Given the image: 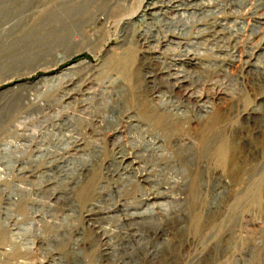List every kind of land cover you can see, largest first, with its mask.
I'll return each instance as SVG.
<instances>
[{"label":"rangeland","instance_id":"1","mask_svg":"<svg viewBox=\"0 0 264 264\" xmlns=\"http://www.w3.org/2000/svg\"><path fill=\"white\" fill-rule=\"evenodd\" d=\"M149 1L0 0V105L17 93L32 90L39 96L28 109L11 114L3 126L4 116L0 118V264H42L52 260L53 249L55 262L64 256L71 264L79 233L83 264L129 261L134 256L126 245L131 231L116 229L127 216L110 213L116 201L140 211L153 205L162 219L144 224L148 248L132 264H264V74L252 68L256 61L264 68V0H206L208 13L197 16L188 29L182 22L170 29L163 18L155 24L157 36L144 41L141 33L152 21L135 17L144 14ZM158 1L174 18L167 9L172 0ZM210 30L216 31L215 37L207 38ZM188 45L208 65L191 70L199 78L193 89L213 98L207 113L172 89L170 78L162 73L186 54ZM69 67L78 78L93 70L97 92L127 90L112 98L114 110L104 105L103 100H110L107 96L92 101L97 116L107 120L102 126L104 152L88 178L65 183L58 193L62 197L52 199L44 174L59 136L51 125L56 114L53 107L41 112L34 105L49 101L55 109L61 106L60 94L70 77L64 71ZM150 73L157 74L156 85L166 91L160 96ZM38 80L42 86L37 89ZM224 90L228 96L219 100ZM18 117H28L29 122L10 131ZM132 117L146 129L135 136V144L129 137ZM42 119L45 125H40ZM30 126L36 139L19 149L24 155L15 157L19 163L9 169L2 157L4 142ZM89 127L79 123L74 135L79 130L81 139L89 138ZM115 133H122L128 151L138 156L151 177L148 182L120 174L123 167L114 163L119 148ZM153 136L163 140L164 148L144 151ZM181 139L197 142L196 159L179 144ZM42 140L44 155L39 158L37 145ZM73 150L74 145L60 156ZM21 161H27L23 170ZM225 180L230 186L223 189ZM158 181L170 191L160 189ZM14 187L21 195L8 219V195ZM116 187L123 189L112 198ZM65 190L72 193L65 195ZM171 196L178 198L167 201V213L159 211V203ZM95 203L101 205L99 212L109 213L105 238L84 219ZM47 210L53 212L52 220L42 219ZM164 237L166 244L152 258L149 251ZM109 244L116 251L113 257Z\"/></svg>","mask_w":264,"mask_h":264},{"label":"bare ground","instance_id":"2","mask_svg":"<svg viewBox=\"0 0 264 264\" xmlns=\"http://www.w3.org/2000/svg\"><path fill=\"white\" fill-rule=\"evenodd\" d=\"M206 0H172L168 1L170 5L167 6V9L173 13L175 16L171 18L168 16V12H164V7L161 6V2L158 0H152L145 4V10L143 15H137L136 20H142L149 18L152 21V24L143 29L141 33V38L144 41H147L149 38L153 39L157 36L158 31H155V24L158 25V22L163 18H166L169 22L170 29H176L180 22H182V28L188 29L190 24L194 21L197 16H204L208 13V8L205 5ZM167 2V3H168ZM218 9V8H217ZM167 22V23H168ZM195 23V22H194ZM229 30V29H228ZM205 34V33H204ZM207 38H213L216 35L215 30H210L207 33ZM151 36V37H150ZM200 39L197 38L196 41ZM218 41V40H217ZM181 42V41H180ZM188 42V41H187ZM192 42V41H191ZM194 43V42H193ZM187 48V47H186ZM194 50V49H193ZM186 51V50H185ZM198 51V50H197ZM207 64L202 62L198 57V54L192 53V46L188 45L187 52L184 56L179 59L174 66L166 67L162 73L167 75L170 78V82L173 84L172 89H178L182 91L187 98V100H193L195 103L200 106V113H207L212 109L213 98L210 95L202 96L197 91L193 89L196 82H198L197 75L191 73L193 69H200L206 66ZM208 66V65H207ZM253 70L257 73L264 74V68H262L259 64V61H256ZM64 72L70 73L69 80L66 82L64 87L62 88L60 94L61 106L57 109L54 108V103H40L35 104L34 107L39 109L41 112L49 111L53 107V112L55 111V118L52 122L53 129L58 132V135L52 144L51 147L53 151V160L50 161V168L47 169L44 176L46 179V184L49 187L48 191L50 192V198L57 197L60 199L63 194L62 189L65 187V183H74L77 184L82 180L88 178L90 173L92 172L94 165L99 161L103 152H104V139L106 137V133L103 131L102 126L107 122L106 118L100 119L97 116V109L93 105V100H95L99 96H107L109 98V102L103 100V103L107 108H111L112 110L116 109L112 104V98H119L121 95L126 92V88H122L121 90L116 91H108L107 89L97 92L98 81L93 75V70L88 72L84 77L78 78L75 74L74 67H69ZM150 82L155 85L156 88L159 89V96L166 91L159 88L156 85L157 74L150 73L149 76ZM44 80H48L45 78ZM49 83V82H48ZM34 86L38 89L41 88V80H38ZM34 91L30 90L26 93H17L15 96L11 97L7 100L3 105H0V118L3 119L1 121V126H3L6 122L10 121L9 116L15 113H19L24 109H28L29 105L38 99V95L35 96ZM228 96L226 90L219 93V100H223ZM103 97V99H104ZM226 99V98H225ZM59 101V100H58ZM59 101V102H60ZM101 106V105H100ZM31 110V109H29ZM180 108H178V111ZM253 111H258V109H254ZM31 113V112H30ZM23 114V113H22ZM16 115V114H15ZM14 115V116H15ZM6 117V118H5ZM130 133L129 137L133 144L136 143L137 135H141L142 133H146L145 126L139 122L135 121V118H130ZM28 121V117H18L10 124L9 130H13L14 128L20 127V125L25 124ZM49 121V120H48ZM29 122V121H28ZM47 120L40 121V125H45ZM86 122L88 126H90L89 138H80L81 133L78 130L77 135H74L77 131L79 123ZM34 126L28 127L27 131L24 133H17L16 135L20 137V141H17V136L10 140L7 139L4 142V149L6 154L3 155V159L7 160L6 166L10 168H14L19 162L15 157L19 158V156L24 155V151L20 152L19 149L23 150L24 147L32 146L35 138V129ZM107 130V129H106ZM146 135V134H145ZM46 136V135H45ZM112 137H115V140L119 143V148L114 158V163L118 165L119 168L123 167L121 175L126 176V178H130L132 180H139L148 182L151 177L146 173L145 168L139 162L138 156H133L128 151V143L124 142L122 133H115ZM138 137V136H137ZM54 138V137H53ZM43 143L44 141L38 143L37 149L39 150L38 157L40 158L44 155L43 151ZM179 144L181 146L186 147L189 151L192 152L193 158L196 159V153L198 151L197 142L192 139H181L179 140ZM74 145L73 152L67 153V155L60 156L61 152H66L67 148ZM129 145H131L129 143ZM22 147V148H21ZM209 147V144H208ZM133 148V147H132ZM164 148L163 140H160L159 136H153L148 139L145 144L144 151H151L152 153L157 152L158 150ZM51 150V149H50ZM15 151L16 154L13 152ZM19 151V152H18ZM48 151V150H47ZM18 152V153H17ZM50 152V153H51ZM52 156V155H51ZM59 156V158H57ZM1 158V157H0ZM21 170H23L27 161H21ZM119 171V170H118ZM114 172V171H113ZM177 173V172H176ZM114 174V173H112ZM123 176V177H124ZM125 178V179H126ZM131 180V181H132ZM157 185L160 189L164 191H170L169 188L164 186L161 181L157 182ZM224 188L230 186V182L228 180L224 181ZM121 187H116L111 192V197L115 198L120 196ZM66 194H71V191L65 190ZM21 194L18 192L17 188L14 189L8 195V203L6 207V215L8 219L13 216V211L11 210L12 206H14L15 201ZM180 196L179 194H177ZM176 197V196H175ZM174 196L168 197L166 202L159 203V211L167 213L168 210V200L177 199ZM153 204V203H152ZM100 203H95L90 206V208L86 211L84 215V219L87 223L92 224L97 227V231L101 232V238H105L108 232V226L110 223L104 221L105 218L109 215V213H101ZM157 210L153 205H147L142 211L138 209H131L129 207L121 206L118 201L112 207V211L110 213H121L126 215V218L120 219V226L116 227V229L120 230H130L131 232L127 233L129 235L127 244L129 249H131L134 253V256L131 257L129 261H124L123 264H132L138 257L142 259L144 257L145 252L147 251L148 245L147 242L149 238L145 234L143 230V226L146 223H154V221L160 223V218L157 215ZM168 215V214H167ZM43 220L53 219V212L48 211L45 212L42 216ZM119 221V220H118ZM119 223V222H118ZM119 225V224H118ZM160 225L157 226L159 228ZM135 227L134 229H129ZM114 231V230H113ZM165 235L167 236V229L164 230ZM82 233H79L78 239L73 244V250L75 252V256L72 259L71 264H83L82 255L83 249L81 248L82 243ZM165 237L161 243H154L152 249L149 251V255L152 258H156L163 245H165ZM109 243L113 241L112 238H108ZM139 246V247H138ZM110 257L115 256L116 251L112 248L111 244H109ZM138 247V248H137ZM139 250V251H138ZM109 251H106V253ZM142 253V254H141ZM52 256V260H45L42 264H67L64 256H59L55 262L54 259V249L50 251ZM119 262V259L117 260ZM121 262V261H120ZM118 264V263H117ZM137 264H141L137 263Z\"/></svg>","mask_w":264,"mask_h":264}]
</instances>
